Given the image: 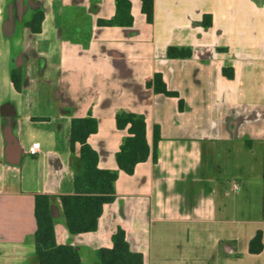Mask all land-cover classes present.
<instances>
[{
    "label": "crops",
    "instance_id": "1",
    "mask_svg": "<svg viewBox=\"0 0 264 264\" xmlns=\"http://www.w3.org/2000/svg\"><path fill=\"white\" fill-rule=\"evenodd\" d=\"M130 1L131 26H99L116 0H0V264H39L36 194L50 196L56 242L81 264H101L119 228L144 264H264V0H154L152 23ZM170 46L192 55L169 58ZM156 72L178 96L147 85ZM123 109L145 116L151 146L159 127L157 160L120 171L97 229L71 233L60 196L75 192L72 119L97 120L88 143L115 170Z\"/></svg>",
    "mask_w": 264,
    "mask_h": 264
},
{
    "label": "trees",
    "instance_id": "2",
    "mask_svg": "<svg viewBox=\"0 0 264 264\" xmlns=\"http://www.w3.org/2000/svg\"><path fill=\"white\" fill-rule=\"evenodd\" d=\"M142 11L149 23L154 18V0H141ZM44 13L38 11L27 22V26L33 32H41ZM99 26H131L133 16L131 14L130 0H116V14L111 19H99ZM204 24H211V17L205 15ZM190 48L170 46L169 58L191 57ZM223 73L234 77L233 67L223 68ZM11 79L17 91L22 87V70L15 68L11 72ZM147 85L153 88L155 93H163L167 96H178L175 91L167 88L160 72H156ZM183 100H180V108ZM116 125L125 130L120 148L116 153L118 169L100 168L99 154L88 143L90 134L98 130V122L94 117L73 118L71 122L70 143L71 150L76 151L79 145L78 163L74 173L75 192L60 196L63 212L66 218L68 230L71 233H83L95 231L98 227L99 217L103 206L115 199V181L119 172L133 174L138 163L145 162L149 158L157 160V142L160 139L159 127L156 126L154 144L151 146L146 136V119L142 114L130 110H118L116 113ZM35 250L39 264H81L78 252L71 245L58 244L55 237V228L51 214L50 196L46 194L35 195ZM113 247L101 248V264H144L141 253L132 252L126 240L125 231L118 229L113 234ZM263 249L262 232L259 230L249 243L251 253H259Z\"/></svg>",
    "mask_w": 264,
    "mask_h": 264
},
{
    "label": "built area",
    "instance_id": "3",
    "mask_svg": "<svg viewBox=\"0 0 264 264\" xmlns=\"http://www.w3.org/2000/svg\"><path fill=\"white\" fill-rule=\"evenodd\" d=\"M40 145H41V143L39 141L32 143V145L29 147V150H28L29 154L36 155L40 150ZM230 184H231L230 185V191L231 192L236 191L240 188V185L238 182L231 181Z\"/></svg>",
    "mask_w": 264,
    "mask_h": 264
},
{
    "label": "rangeland",
    "instance_id": "4",
    "mask_svg": "<svg viewBox=\"0 0 264 264\" xmlns=\"http://www.w3.org/2000/svg\"><path fill=\"white\" fill-rule=\"evenodd\" d=\"M231 181L238 182V183H239V185H240V182H239V180H236V179H235V180H229V181H228V185H229V191H230V185H231L230 183H231ZM230 192H231V191H230Z\"/></svg>",
    "mask_w": 264,
    "mask_h": 264
}]
</instances>
